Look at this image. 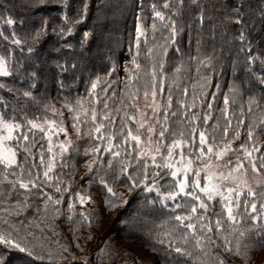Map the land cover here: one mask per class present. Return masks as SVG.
Segmentation results:
<instances>
[{"label": "snow or ice", "instance_id": "obj_1", "mask_svg": "<svg viewBox=\"0 0 264 264\" xmlns=\"http://www.w3.org/2000/svg\"><path fill=\"white\" fill-rule=\"evenodd\" d=\"M23 2L30 10L59 9L55 15L41 16L39 26L21 39L15 31L17 20L8 12L10 5L0 3V38L15 46L8 49L7 55L0 53V90L35 100L32 90L40 79V66L31 60L36 50L33 45H40L52 33L64 41L61 47L73 50L75 45L70 38L87 18L91 0H76L75 4L72 0ZM191 4L199 6V0H191ZM261 5L259 15L264 20V0ZM137 7L134 30L129 33L128 41L131 67L123 69L122 95L115 107L109 104L117 96L112 85L119 82L115 61L103 76H89L85 95L62 96L61 108L45 103L42 116H29L21 110L17 119L18 108L13 105L9 111L8 102L0 96L3 102L0 103V264H7L11 250L25 253L31 264L67 259L65 253L76 259L67 244L49 250L46 256L38 254L35 245L22 243L23 237L18 235L17 223L23 221L13 223L11 217L20 216L32 207L31 198L35 197L43 202L46 214L51 206L52 212L59 215L67 203L70 215L66 219L72 222L77 216L76 202L84 205L92 197L72 190L71 181L61 177L65 171L74 177L73 170L81 156L87 167L88 183L91 185L99 177V184L107 193L104 202L109 211L130 203L123 192L115 191L118 186L128 193L151 197L147 203L153 208L158 206L161 215L156 225V242L163 246L162 258L175 255L192 260L193 264H208L194 256L195 251L204 257L215 253L217 264H226L218 251L216 237L222 241L224 251L236 255L242 254V245L247 248L243 242L253 231L264 241V152L256 142L257 131H264V56L252 51L246 35L244 18L251 8L249 0L225 4L232 13L225 19L239 26L236 39L241 42L240 51L245 52L247 64L245 79L242 82L234 79L229 84L224 107L219 110L221 115L212 124L209 122L213 120V102L221 86L216 83L215 91H209L217 72L212 56H201L197 47L196 55L184 58L177 39L184 29L178 27L177 18L185 10V0H162L159 5L157 0H149L148 4L138 0ZM146 8L151 12L150 17ZM199 20L203 24L202 6ZM19 23L23 25L24 19L20 18ZM3 26L11 29L10 35L5 34ZM90 35L89 31L83 32L79 41L81 49ZM29 40L32 44L26 49L28 57L17 60L15 49L24 53ZM170 49L180 54L171 74L167 71ZM142 56L146 64L141 62ZM53 63L58 76L72 73L73 82L78 78L75 62L65 59L63 63L59 60ZM233 69L235 73V64ZM8 78H19L27 81V85L17 88L8 83ZM58 82L61 89L69 87L63 79ZM245 87L249 92L247 110L244 103L232 110L231 105H237ZM101 103L103 106L98 109L96 105ZM254 108L259 110L258 114ZM246 119L249 122L243 138L241 130ZM69 123L75 140L69 132ZM61 134L63 139L59 138ZM109 175L111 182L107 179ZM65 193L69 194L67 201ZM36 211L39 213L41 209ZM78 215L81 225L91 227L90 213ZM91 238L90 234L87 239ZM76 247L84 251L79 243ZM152 250L160 251L154 246ZM82 264H89L87 257Z\"/></svg>", "mask_w": 264, "mask_h": 264}, {"label": "trees", "instance_id": "obj_2", "mask_svg": "<svg viewBox=\"0 0 264 264\" xmlns=\"http://www.w3.org/2000/svg\"><path fill=\"white\" fill-rule=\"evenodd\" d=\"M0 3L10 5L8 12L17 20L15 31L21 39H24L26 33L31 29L39 26L41 16L55 15L59 11L55 7H38L30 10L24 5L23 0H0ZM72 3L75 4L76 0H72ZM137 3L138 0H91L87 18L78 26L75 35L70 38L75 45L73 50L61 47L64 41L59 40L52 33L45 37L40 45H33L36 50L32 54L31 60L40 66V79L37 82V87L32 90L36 99L25 98L21 93H9L7 90H0V96H3L10 106L8 110L11 111V106L15 105L18 108L16 115L19 119L21 110L27 112L29 116H42L41 108L45 103L51 102L57 108H61L62 96L71 98L77 93L85 95L86 82L89 76L93 78L96 74L103 76L111 67L112 61L118 65L119 82L112 85L117 96L109 100V104L112 107L118 105L119 97L122 95L120 90L123 88L124 81L123 67L127 64L131 67L128 41L129 33L134 30V15L139 11ZM145 3L148 4L149 0H145ZM157 3L159 5L162 0H157ZM226 3L232 4L234 0H199V6L191 4V0H185V10L182 16L177 18L178 27L184 29L177 38L179 46L183 50L184 58L187 59L188 55H196L197 47L200 49L201 56L208 55L214 58L217 72L213 75V87L209 91H215L214 85L216 83H219L221 87L213 102V120L209 122L210 124L215 123V117L221 115L219 110L224 107V94L228 93L229 84L234 79L237 82H242L245 79V66L247 64L245 52L240 51L241 42L236 39L239 35V26L225 19L226 16L232 15L231 8L225 7ZM249 3L251 8L244 18L246 35L252 43V51L264 56V20L259 15L262 6L261 0H249ZM98 4L100 5L99 10L97 9ZM201 6L203 7V24L199 20ZM74 11L72 9L73 14ZM145 11L150 17V10L146 8ZM20 18L24 19L23 25L19 23ZM56 22L59 23V18ZM148 23H151L150 19ZM3 27L5 34L10 35L11 29L7 26ZM85 31H89L91 35L84 48L81 49L79 41ZM157 35L159 38V34ZM197 41H199V45H197ZM31 44L32 41L29 40L28 44L24 45V53H21L18 48L15 49L14 55L17 60H25L28 57L29 54L26 49ZM10 47L15 48L14 45L10 44V41H4L0 38V53L7 55ZM56 48H59L60 51H56ZM65 59L69 63L75 62L77 64L75 75L78 78L75 82L72 80V73L57 75L53 61L59 60L63 63ZM179 59L180 54L170 49L167 65V71L170 74ZM141 62L146 64L143 56ZM259 68V62H257L256 69L259 70ZM115 78L114 76L113 79ZM60 79L65 80L69 87L61 89L58 82ZM8 83L14 84L17 88H24L27 85V81H22L19 78L15 80L8 78ZM248 94V89L245 87L237 105H231V109L236 110L240 103H244L246 111ZM0 103L3 102L0 101ZM96 106L99 109L103 105L101 103ZM254 111L258 114L259 110L254 108ZM65 116L67 120V113ZM246 120L241 130L243 138H246L245 129L248 122ZM221 122L223 123V121ZM235 123L236 121L233 119V126ZM68 128L72 139L75 140L76 135L70 123ZM59 138L63 139V134ZM256 138L257 145L260 142L258 147H261V151L264 152V131L258 130ZM81 153H83V147ZM256 155L258 156L260 153H256ZM73 171L75 172L74 177L65 171L61 178L71 181L72 190L91 196L92 200L84 205L76 202L77 216L72 222L66 219L70 215L67 203L63 205L59 215L52 212L51 206L46 214L43 212V202L35 197L31 198L32 207L27 208L20 216L11 217L13 223L23 221L22 224L17 223V227L20 229L18 235L23 237L22 243L29 247L35 245L34 250L38 254L46 256L49 250L55 251L60 248V245L67 244L70 246L71 253H74L76 257L73 260L69 253H65L67 259L56 258L51 262L44 260L35 262V264H82L85 257H87L89 264H173V262L175 264H193L192 260L186 261L184 257L177 258L175 255L162 258L164 257L163 246L156 242L158 232L156 225L159 223L161 215L158 206L153 208L147 203V199H151V197L146 199L144 194L128 193L124 187L118 186L115 191L123 192L130 203L109 211L104 202L107 193L99 184V177L97 176L91 185L88 183L87 167L82 156L77 158ZM107 179L111 182V175ZM68 199L69 194L65 193V200ZM37 208L41 209L39 213L36 211ZM80 212L91 214L90 218L93 221L91 227L79 223L78 214ZM225 230H227V225ZM28 233H33V235ZM90 234L92 238L87 239ZM215 239L220 245L218 251L225 259L226 264H264V241L257 236L255 231L245 238L243 243L247 245V248L242 245L241 255H236L233 251H224L222 241L218 237ZM57 240L60 242L59 244L56 243ZM77 243L83 247L84 251H80L76 247ZM153 246L160 251H153ZM232 247L235 248L234 240ZM194 256L206 260L208 264H217L218 257L215 253H210L209 256L204 257L201 253L194 251ZM6 259L7 264H31L30 258L19 250H11Z\"/></svg>", "mask_w": 264, "mask_h": 264}, {"label": "rangeland", "instance_id": "obj_3", "mask_svg": "<svg viewBox=\"0 0 264 264\" xmlns=\"http://www.w3.org/2000/svg\"><path fill=\"white\" fill-rule=\"evenodd\" d=\"M125 66H128V67H129L128 64H127V65H124V67H125ZM121 67H122V65H121ZM124 67H123V68H124ZM141 103H142V101H141ZM247 121H248V120H246V122H247ZM248 122H249V121H248ZM248 122H247V124H248ZM258 145H260V142H258ZM258 145H257V146H258ZM255 155H256V154H255ZM249 173L251 174V169H250V168H249Z\"/></svg>", "mask_w": 264, "mask_h": 264}]
</instances>
